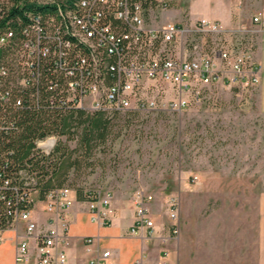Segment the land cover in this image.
<instances>
[{"label": "built area", "instance_id": "built-area-1", "mask_svg": "<svg viewBox=\"0 0 264 264\" xmlns=\"http://www.w3.org/2000/svg\"><path fill=\"white\" fill-rule=\"evenodd\" d=\"M171 1L19 0L22 15L9 17L17 5L0 0V105L21 106L15 95L25 90L45 104L44 91L50 95L46 102L56 108L79 107L111 116L166 106L181 109L218 86L256 90L261 65L250 35L264 31V15L256 12L248 24L235 26L205 17L164 22ZM25 2L30 8H22ZM165 91L171 94L169 100H164ZM4 128L0 121V139ZM55 142L56 136L48 135L36 146L48 154ZM3 159L0 149V163ZM34 185V176L23 169L12 174L0 170V243L13 240L15 264H67L76 190L55 187L39 200ZM82 195L78 202L91 221L112 222L109 191L87 187ZM134 197L130 232L151 236L152 195L137 191ZM38 201L43 202L42 218ZM167 203L176 235L178 205L173 197ZM82 240L87 264H114L112 251L100 245L99 236Z\"/></svg>", "mask_w": 264, "mask_h": 264}, {"label": "rangeland", "instance_id": "rangeland-1", "mask_svg": "<svg viewBox=\"0 0 264 264\" xmlns=\"http://www.w3.org/2000/svg\"><path fill=\"white\" fill-rule=\"evenodd\" d=\"M256 12L264 15V0H172L163 21L202 16L235 26L248 24ZM262 33L250 35L254 44ZM170 98L165 91L164 100ZM108 117L106 140L84 160L81 155L64 184L109 191L114 210L123 212L135 209L137 191L150 194L152 221L171 235L167 199L173 197L188 258L196 252L203 264H255L258 196L264 192L262 91L218 86L181 109ZM76 137H62L69 150ZM37 210L42 218L43 202Z\"/></svg>", "mask_w": 264, "mask_h": 264}, {"label": "trees", "instance_id": "trees-1", "mask_svg": "<svg viewBox=\"0 0 264 264\" xmlns=\"http://www.w3.org/2000/svg\"><path fill=\"white\" fill-rule=\"evenodd\" d=\"M13 1L17 5L19 0ZM22 8L30 6L25 2ZM22 11L17 5L8 15L15 17L16 14L22 15ZM10 25L13 26L14 22ZM24 92L25 94L15 95V98L23 101L21 106L16 107L10 103L7 108L0 105V121L6 127L0 139V149L4 156L0 170L4 174H12L23 169L33 175L37 198L42 200L50 189L69 186L64 184L68 169L79 167L81 155L84 160L95 146L106 140L110 120L102 111L90 113L79 107L56 108L46 102L49 92L42 93L45 104H39L34 98H30L29 90ZM51 94L52 97H57L56 92L51 91ZM48 135H55L56 142L50 153L45 154L36 146V141ZM73 135L77 136V143L69 150L62 137ZM72 153L75 154L73 157ZM72 188L76 190L77 199H82V189Z\"/></svg>", "mask_w": 264, "mask_h": 264}, {"label": "crops", "instance_id": "crops-1", "mask_svg": "<svg viewBox=\"0 0 264 264\" xmlns=\"http://www.w3.org/2000/svg\"><path fill=\"white\" fill-rule=\"evenodd\" d=\"M254 52L261 65L257 90H261L264 94V33L256 40ZM258 199V245L255 264H264V192L258 196ZM77 202L70 209L69 233L71 237L67 249V264H87V254L84 251L82 240L87 235L99 236L100 245L112 251L114 264H136L138 260H141L142 264H203L196 260V252L190 254L188 258L182 235H178L179 232L176 235L169 234V231L162 233L159 230L160 225L153 222L155 229L151 236H145V232L141 236L131 233L130 228L134 222L135 209L130 208L123 212L117 207L114 210L112 222L100 225L91 221L85 205ZM9 236L10 234H7V237ZM0 264H15L14 243L11 238H6L0 243Z\"/></svg>", "mask_w": 264, "mask_h": 264}]
</instances>
